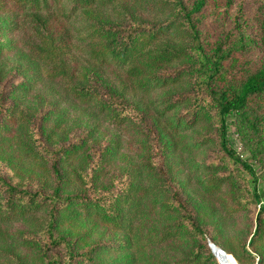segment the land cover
I'll return each instance as SVG.
<instances>
[{
	"label": "trees",
	"instance_id": "16d2710c",
	"mask_svg": "<svg viewBox=\"0 0 264 264\" xmlns=\"http://www.w3.org/2000/svg\"><path fill=\"white\" fill-rule=\"evenodd\" d=\"M223 1L226 10L238 2ZM208 2L0 0V80L11 58L25 78L16 87L23 96L8 93L0 104V264H219L209 239L241 264L257 259L264 264L263 206L249 243L245 234L230 239L221 231V221L261 201L257 187L249 192L244 173L256 181L259 176L234 148L230 133L235 125L264 173V58L229 84L222 76L226 60H232L234 31L252 38L248 30L254 29V43L264 48V0H253L258 7L251 17L242 0L234 29L211 44L202 29ZM107 67L124 76L118 78L122 89L105 76ZM55 81L93 108L94 125L65 130L53 121V102L42 114L49 126L28 128L24 96L41 82ZM170 86L192 92L148 99ZM132 91L148 99L145 104L127 96ZM106 124L114 133L103 143L97 135ZM197 128L209 134L184 142L186 132ZM131 134L145 137L138 143L126 137ZM210 141L219 157L204 168L197 185L221 199L220 208L206 201L190 205L180 196L188 187L180 180L185 165L180 153ZM138 145L144 154L120 170L117 159ZM26 161L45 165L41 171L52 177V186L30 188L26 179L38 168H25Z\"/></svg>",
	"mask_w": 264,
	"mask_h": 264
},
{
	"label": "rangeland",
	"instance_id": "374dc122",
	"mask_svg": "<svg viewBox=\"0 0 264 264\" xmlns=\"http://www.w3.org/2000/svg\"><path fill=\"white\" fill-rule=\"evenodd\" d=\"M190 3L194 0H186ZM237 4L233 6L232 8L226 10L225 2L223 0H209L206 7L203 11V33L206 39L209 41H206L211 44L210 42L216 41L219 39H224L226 35L230 33L231 30L234 29V16L237 11V9L240 7V3L242 0H237ZM247 3V16L251 17V14L257 11V5L253 3V0H246ZM138 13L146 18L149 21H153L154 17L152 13L141 11L139 10ZM249 33L251 34V37H248L245 35L243 38L241 35L237 33V31H234V34L230 40L233 43V52L231 53L232 60H226L225 67L227 68V71L223 73L222 76V83L223 84H229V82L236 81L239 78L242 77L243 74L253 70L254 67H256L260 61L264 58V48L260 45H257L254 43V40L256 39V33L254 29H249ZM235 40V41H234ZM76 56L80 58L81 60H84L86 58V55L81 53L80 51H77ZM6 58V57H5ZM6 70L8 72H5V75L3 80H0V104L3 101L2 97H5L8 93H14V95H20L23 96L22 92L17 91V86L20 84V82L25 79L20 72L23 71V67L11 59H6ZM87 66V65H86ZM180 65H175L169 68V71L176 70L177 67ZM15 67V68H14ZM84 70V67H83ZM105 76L110 79V82L113 84H116V86H119L120 89H122V85H118L120 83L119 79H124V76L121 75L120 72L115 71L112 67H107L104 71ZM113 84V85H114ZM66 84L60 83L58 81L55 82H41L34 90H29L26 95L24 96V101L22 102V107L24 112L29 117V121L27 122L28 128L33 129L34 132L37 131V128H43L44 126L48 125L50 122H45L44 118H42V114L44 112H48V108H53L54 105L57 104V110L53 114V121H61L62 127L67 130L70 128V130H74L75 128H83L85 127L86 123L89 125H94L93 120H89V113L91 110H93L92 107H86L82 105L80 102L75 100L73 97L69 96L65 91ZM16 90V91H12ZM192 92V89L185 86L180 87H165V88H158L156 91L152 93L151 96L148 97V99H159L163 96H169L172 95L173 98L179 96L181 93H189ZM132 100L138 101L139 103H144L148 99H145L141 94H137L136 92H130L127 94ZM42 99H44V103H42ZM145 100V101H144ZM11 101L10 98H8L5 103H9ZM183 109V108H182ZM146 128H150V124L144 125ZM79 131H81L79 129ZM100 133H98L97 138H99L100 142H107L110 140L113 136L114 130H112L110 127H108V124L101 126L100 125ZM209 134V130L205 128H197L193 131L186 132V138L184 139V142H191L194 143L197 138L200 139L201 136ZM127 138L132 139L133 141L138 139L142 140L144 138L142 135H126ZM231 141L233 143L234 148L237 150L241 156L246 159L249 158L254 168L256 174L259 176V180L256 181L254 178L248 173H244V178L247 183V188L249 192H253L255 187H257L262 193H260V203L254 208L249 211H244L243 213H238L234 217L232 215V219L223 220V216L221 223V231L225 236L232 239L234 238L235 234L239 232L241 235L247 236V243H249V240L253 236V232L256 229L257 226V215L260 212V209L262 206L264 207V173L263 170L260 168V163L257 161V159H252L250 151L245 148V145L243 144V141L239 134L236 131L235 125H231V133H230ZM198 140V139H197ZM206 144V145H204ZM139 146H136V151L132 150V154L126 152L119 159H117V164L119 165V169L123 170L126 168L129 164L128 162L131 160L130 158H133V160L138 161L142 154L144 152L137 151L139 149ZM92 152L98 151V144L90 143V147ZM192 148V147H191ZM125 152V151H124ZM180 153V152H179ZM127 154V155H126ZM181 157L185 162V165H183V174L180 177V180L185 182L188 187L187 191H184L180 194L183 200L187 201L188 204L193 205L195 202L196 204L201 201H206V203H209L212 205V207H221V204H223L221 199H218L216 197L207 196L205 195L204 191L201 190L200 186L197 185V180L201 178V176L207 171H204V168L209 165V163L219 157V149L217 148L216 144L213 141H210L209 143H203L202 145H198L196 148H193L192 152L187 151L186 153L181 152ZM180 156V155H179ZM40 163L33 162V161H26L25 168L27 167H35L38 168L35 175L33 177H30L27 180V183H31L30 188H39L43 184H48V186H52L53 180L52 177H47L46 173H44L41 170H44L43 167L45 165H39ZM116 164V165H117ZM43 166V167H42ZM201 166V167H199ZM115 167V166H114ZM49 168V166L47 167ZM114 169V168H113ZM194 169L197 170V172L193 171ZM207 169V168H206ZM1 170L6 173V169L3 168V165L1 166ZM115 170V169H114ZM221 170H225V168H221ZM15 171L11 170V173H7L8 176L11 174H14ZM15 181V180H14ZM16 182V181H15ZM209 207V206H208ZM206 208H204V211L207 213ZM203 211V212H204ZM205 213L203 214V217L207 221L206 218L208 216ZM201 224L205 226V223L203 219L200 220ZM147 225H150L149 222L146 223ZM19 227H23V224H18ZM210 228V224L208 226ZM70 229V228H69ZM76 229H80L79 226L75 227ZM240 235V236H241ZM209 242H212L210 239ZM231 242V240H230ZM213 243V242H212ZM236 243V241H235ZM212 251V249H211ZM213 253V252H212ZM233 255V254H232ZM234 256V255H233ZM235 257V256H234ZM216 257V260L219 264L221 261L219 258ZM236 259V258H235ZM219 260V261H218ZM238 264H241L236 259ZM259 259L254 261H247L246 264H257Z\"/></svg>",
	"mask_w": 264,
	"mask_h": 264
},
{
	"label": "bare ground",
	"instance_id": "6f19581e",
	"mask_svg": "<svg viewBox=\"0 0 264 264\" xmlns=\"http://www.w3.org/2000/svg\"><path fill=\"white\" fill-rule=\"evenodd\" d=\"M216 256H218L219 260L223 264H238L235 257L232 254L225 252L222 248L215 246L213 248Z\"/></svg>",
	"mask_w": 264,
	"mask_h": 264
},
{
	"label": "water",
	"instance_id": "95a60500",
	"mask_svg": "<svg viewBox=\"0 0 264 264\" xmlns=\"http://www.w3.org/2000/svg\"><path fill=\"white\" fill-rule=\"evenodd\" d=\"M209 246H210V248L212 249L213 254L216 256L215 252L213 251V248H214L215 246H217V245H215V244L212 243V242H209ZM216 257H217V256H216ZM217 259H218V258H217ZM218 261H219V260H218ZM257 264H260V260L258 261Z\"/></svg>",
	"mask_w": 264,
	"mask_h": 264
}]
</instances>
